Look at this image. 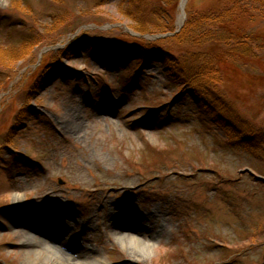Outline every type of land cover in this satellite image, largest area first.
Listing matches in <instances>:
<instances>
[{
	"label": "rangeland",
	"instance_id": "obj_1",
	"mask_svg": "<svg viewBox=\"0 0 264 264\" xmlns=\"http://www.w3.org/2000/svg\"><path fill=\"white\" fill-rule=\"evenodd\" d=\"M238 1L255 19L231 28L260 34L262 46L224 55L220 89L264 130V0ZM157 2L148 0L144 15ZM181 2L171 30L140 34L128 13L136 4L120 0H0V264H28L19 233L36 207L59 204L69 211L60 236L70 244H55L75 260L264 264V142L251 149L211 115L189 114L191 101L173 103L179 88L160 66L127 52L134 37L162 36L170 39L159 45L176 54L230 51L234 43L175 41L188 7L222 5L186 0L180 22ZM82 36L122 54L90 53ZM156 177L176 184L171 203ZM128 203L142 239L152 240L148 257H130L107 229Z\"/></svg>",
	"mask_w": 264,
	"mask_h": 264
},
{
	"label": "trees",
	"instance_id": "obj_2",
	"mask_svg": "<svg viewBox=\"0 0 264 264\" xmlns=\"http://www.w3.org/2000/svg\"><path fill=\"white\" fill-rule=\"evenodd\" d=\"M120 1L128 2L129 5L136 4L128 10L129 15L135 21L134 30L136 32L140 34L168 32L173 28L178 0H158V9H156L158 11H154L157 15L155 18H153L154 12L152 15L151 13L144 15L148 11V0ZM221 1L222 5L219 8L202 13H194L192 8L188 7L184 25L173 34V39L180 43L190 42L196 45H203L212 40L234 43L233 46L231 45L232 47L230 46V51L221 54L189 50L186 53L176 54L159 45L160 42L170 39L162 36L155 40L134 37L133 42H129L131 49L127 52L132 53L133 51L132 55L137 56L140 65L142 60H152L160 66L166 78L179 88V95L175 101L173 100V103L184 100L191 101L189 114L205 115L206 113L211 115L222 129L227 130L230 134L236 133L243 144H247L251 149L257 148L264 142V130L258 129L237 110L234 103L228 100L222 88L220 89V83L224 77L221 66L224 55L226 53L243 56L249 53L248 55H252L262 46V44H257L262 40V36L240 28L232 29L230 24L235 23L234 21L242 17H248L253 21L256 13H249L248 9L242 11V8H239L240 1L238 0H235L231 6L228 3L229 0ZM240 7L242 6L240 5ZM162 15L167 21L163 19ZM213 24L218 25L217 28H213ZM82 39L90 53L95 54L97 50H100L101 53L109 54L112 57L122 54L123 50L119 46L108 42L101 43L92 37L82 36ZM241 45H245L246 49L240 47ZM114 60L116 62L111 64L112 67L120 65V62ZM163 106L167 105L163 104ZM161 180V177H156L152 183L157 184V188L171 203L175 196L172 191L177 186L172 181L163 184Z\"/></svg>",
	"mask_w": 264,
	"mask_h": 264
},
{
	"label": "bare ground",
	"instance_id": "obj_3",
	"mask_svg": "<svg viewBox=\"0 0 264 264\" xmlns=\"http://www.w3.org/2000/svg\"><path fill=\"white\" fill-rule=\"evenodd\" d=\"M186 0H182L181 5H185ZM184 14L181 11L180 22L183 21ZM79 124V123H78ZM73 125L69 128H78L79 125ZM71 129L72 131L74 130ZM122 208V214L113 215L114 225L108 229L112 238L123 247L128 255L134 259L148 257L152 253V240L144 241L142 239V231L139 225L141 220L137 219L140 216L138 210L132 204H126ZM67 206L59 204L56 207H36L32 211L33 219L29 224L26 223L28 229L21 230L19 233L20 245L27 249L28 264H107L106 261L98 260L97 262L89 261L86 257L89 254H81L79 259H73L67 255L65 251L57 247V244L69 245L70 242L65 238H61L62 230L68 225L64 220L69 216ZM48 218H51L48 222ZM41 234L45 235L40 237ZM61 235V236H60ZM40 237V238H38ZM54 239V240H53ZM56 241V242H53ZM80 259H86L82 262Z\"/></svg>",
	"mask_w": 264,
	"mask_h": 264
},
{
	"label": "water",
	"instance_id": "obj_4",
	"mask_svg": "<svg viewBox=\"0 0 264 264\" xmlns=\"http://www.w3.org/2000/svg\"><path fill=\"white\" fill-rule=\"evenodd\" d=\"M184 7H185V6H182V5L180 4V8H181V11H182L183 13L185 12V11H184ZM182 25H183V24H181V26H182ZM181 26H180V27H181Z\"/></svg>",
	"mask_w": 264,
	"mask_h": 264
}]
</instances>
